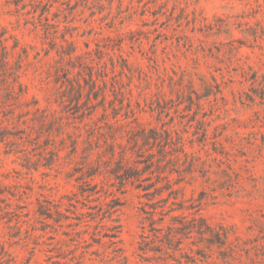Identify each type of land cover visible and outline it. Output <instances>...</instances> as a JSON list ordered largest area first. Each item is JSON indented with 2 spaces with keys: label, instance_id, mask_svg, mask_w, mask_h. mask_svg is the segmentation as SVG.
<instances>
[{
  "label": "rangeland",
  "instance_id": "1",
  "mask_svg": "<svg viewBox=\"0 0 264 264\" xmlns=\"http://www.w3.org/2000/svg\"><path fill=\"white\" fill-rule=\"evenodd\" d=\"M3 32L10 48L19 42L25 99L38 103H4L0 92V264L264 258V0H0ZM92 69L100 95L83 117L69 98ZM151 128L162 142L168 129L169 148L184 145L190 154L179 153L175 166L185 178L174 187L184 190L167 205H197L192 210L229 231L223 247L195 245L193 233L183 238V254L166 239L170 215L159 223V213L144 211L154 200L142 189L121 193L96 175V193L81 192L85 149L96 160L107 148L101 134L126 143L127 132L141 138ZM110 201L119 203L113 213L105 211Z\"/></svg>",
  "mask_w": 264,
  "mask_h": 264
},
{
  "label": "trees",
  "instance_id": "2",
  "mask_svg": "<svg viewBox=\"0 0 264 264\" xmlns=\"http://www.w3.org/2000/svg\"><path fill=\"white\" fill-rule=\"evenodd\" d=\"M8 38L5 36V32L0 35V92H4L3 101L6 102L9 99H13L20 104H25L27 106L37 105V101H27L25 95L27 94V87L24 82L21 80L23 73V58L19 54L15 57V52L19 46V42L15 41V44L10 48L7 44ZM69 54L75 51L73 42H69ZM75 58L80 61L79 66L83 67L85 60H81V55H76ZM58 68H63L59 66ZM67 69V68H66ZM68 71H70L68 69ZM80 73L83 75V70H80ZM88 77L84 74L83 78L85 84H82L81 81H78L77 86L73 85L72 89L74 90L72 96L69 100L73 105L72 108H75L76 112L82 111V116L86 117L91 116L95 111L94 107L97 104H93L92 98L97 99L100 95L98 89L99 83L94 76L93 69L87 73ZM69 79V77H68ZM103 100L106 99L105 93H102ZM262 100H264V90L260 94ZM254 99V98H253ZM1 100V97H0ZM86 107V108H84ZM39 110V108H37ZM46 111V110H45ZM44 111V117H49L53 115L54 120L57 119L56 114H49ZM9 118H7L8 120ZM0 121V134H4V131H1ZM62 127V125H60ZM142 136L140 138L139 133L132 134L127 132V142H119L118 136L111 135L110 138L104 136V141L107 144L105 150L98 151V158L96 160L92 159L93 152H89V148H86L85 162L87 163L88 168L82 172V175L79 179L82 180L80 184V190L83 194L92 195L96 193V188L98 183H94L93 179L96 175H103L104 180H113L111 185L117 186V190L121 193L127 191L128 186H133L136 189H142L145 193L144 195L150 196L154 200L153 204L150 205L151 210L144 211L151 212L153 214L159 213V223L165 222V217L170 215L172 222L168 225V232L165 234L166 239L173 243L177 244V249H179L183 254H187L185 248L182 247L183 238L191 237L193 233L198 235V240L194 242L195 245L199 243H205L207 247H210L214 244H218L220 247H223L227 244L229 238V231L223 227L213 226L207 221L203 215L200 214L199 209L196 210L194 207L197 205L187 204L186 200L173 201L171 204L167 205L168 202L173 198L177 199V193L183 191V188H175V184L181 183L185 176L180 172L179 168L175 165L180 161V154L183 153L184 156L189 157L190 154L186 151L184 145H181L178 148L172 147L173 138L171 132L165 128L166 136L162 140H159L157 130L155 128L150 129L151 135H147L146 129H141ZM138 132V131H137ZM123 138V136H122ZM153 143L158 144V153L159 157L155 158L156 153L153 151ZM78 141H74V151L77 149ZM150 145V146H149ZM98 147V146H97ZM90 147L93 150L97 149ZM147 147V148H146ZM105 152V153H104ZM103 154H107V159L103 158ZM173 165L170 167L169 165ZM189 171H193V166L189 168ZM174 172L180 173V177L172 181L170 175ZM167 192V196H163ZM99 199V198H97ZM118 202L110 201L108 204L107 210L108 213H113V210H116L115 207L119 204ZM155 204V205H154ZM178 205V206H173ZM59 207L58 205L55 206ZM92 207V206H91ZM101 209H103L101 207ZM176 210H182L180 214H174ZM58 208L55 210L56 213L60 214ZM186 211H189L188 214ZM190 216V217H189ZM95 215H92L94 218ZM155 217L150 218L151 226L155 229V223L157 220ZM116 228V226H115ZM162 229V228H160ZM181 235L182 237H178ZM160 240L162 236L156 235ZM198 243V244H197ZM192 249V248H191ZM203 248L198 247L195 250V253L202 255ZM194 251V249H192ZM259 252L257 256H259ZM194 256V255H193ZM192 256V261H195V257ZM264 264V258H259L258 261H254V264Z\"/></svg>",
  "mask_w": 264,
  "mask_h": 264
}]
</instances>
